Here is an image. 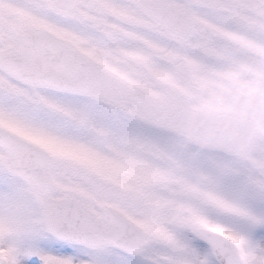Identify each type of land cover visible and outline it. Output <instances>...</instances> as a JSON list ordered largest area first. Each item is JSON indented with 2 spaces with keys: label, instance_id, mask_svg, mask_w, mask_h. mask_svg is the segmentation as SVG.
Segmentation results:
<instances>
[{
  "label": "snow or ice",
  "instance_id": "obj_1",
  "mask_svg": "<svg viewBox=\"0 0 264 264\" xmlns=\"http://www.w3.org/2000/svg\"><path fill=\"white\" fill-rule=\"evenodd\" d=\"M264 0H0V264H264V165L170 158L153 122Z\"/></svg>",
  "mask_w": 264,
  "mask_h": 264
},
{
  "label": "rangeland",
  "instance_id": "obj_2",
  "mask_svg": "<svg viewBox=\"0 0 264 264\" xmlns=\"http://www.w3.org/2000/svg\"><path fill=\"white\" fill-rule=\"evenodd\" d=\"M231 43L215 59L190 66V74L179 81L169 80L171 91L160 102L178 118L186 108L211 113L229 111L251 118L258 126L255 140L243 158L191 144L175 128L157 124L168 137L170 158L177 161L218 164L221 170L236 171L264 165V47L257 40L230 35ZM155 123V122H154ZM156 124V123H155Z\"/></svg>",
  "mask_w": 264,
  "mask_h": 264
},
{
  "label": "water",
  "instance_id": "obj_3",
  "mask_svg": "<svg viewBox=\"0 0 264 264\" xmlns=\"http://www.w3.org/2000/svg\"><path fill=\"white\" fill-rule=\"evenodd\" d=\"M189 72H186V76ZM153 120L159 119L162 123L169 120V125H174V118L165 106L160 104ZM177 132L184 135L190 142L208 149H219L229 154L240 157L245 152V147L256 138V126L246 117L238 116L225 111L208 114L186 108L176 124Z\"/></svg>",
  "mask_w": 264,
  "mask_h": 264
},
{
  "label": "bare ground",
  "instance_id": "obj_4",
  "mask_svg": "<svg viewBox=\"0 0 264 264\" xmlns=\"http://www.w3.org/2000/svg\"><path fill=\"white\" fill-rule=\"evenodd\" d=\"M233 35H236V34H232V36ZM237 35L239 37L243 38V39H246V40L250 39L249 36H247V35H245L243 33H237ZM257 44H259V46H261V47H264V39H261V40L257 41ZM256 259H257L258 262L264 261V256L257 255Z\"/></svg>",
  "mask_w": 264,
  "mask_h": 264
},
{
  "label": "flooded vegetation",
  "instance_id": "obj_5",
  "mask_svg": "<svg viewBox=\"0 0 264 264\" xmlns=\"http://www.w3.org/2000/svg\"><path fill=\"white\" fill-rule=\"evenodd\" d=\"M262 138H264V135H263V137Z\"/></svg>",
  "mask_w": 264,
  "mask_h": 264
}]
</instances>
